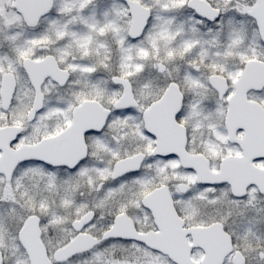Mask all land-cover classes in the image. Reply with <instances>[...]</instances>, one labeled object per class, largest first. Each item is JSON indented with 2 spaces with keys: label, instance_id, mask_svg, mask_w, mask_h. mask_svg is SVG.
Wrapping results in <instances>:
<instances>
[{
  "label": "snow or ice",
  "instance_id": "1",
  "mask_svg": "<svg viewBox=\"0 0 264 264\" xmlns=\"http://www.w3.org/2000/svg\"><path fill=\"white\" fill-rule=\"evenodd\" d=\"M0 264H264V0H0Z\"/></svg>",
  "mask_w": 264,
  "mask_h": 264
}]
</instances>
